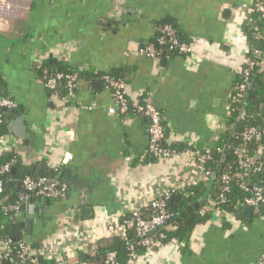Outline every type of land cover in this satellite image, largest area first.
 <instances>
[{
    "label": "crops",
    "instance_id": "obj_1",
    "mask_svg": "<svg viewBox=\"0 0 264 264\" xmlns=\"http://www.w3.org/2000/svg\"><path fill=\"white\" fill-rule=\"evenodd\" d=\"M254 2L25 0L0 12V96L16 103L10 121L21 118L27 135H8L20 160L16 174L60 170L67 187L66 199L50 205L25 198L13 237L39 245L77 231L87 241L108 237L113 220L139 212L179 178L199 174L190 152L207 148L227 116L237 72L248 60L242 23ZM162 29L178 31L191 52L157 60L141 54ZM44 61L50 76L63 67L83 72L70 95L46 87L37 72ZM104 76L120 78L130 100L153 104L168 145L181 148L180 155L149 161L147 119L109 114L113 96ZM227 220L224 226L214 212L183 248L165 243L132 264H256L264 252V217L252 210ZM70 253L73 261L83 255L74 245Z\"/></svg>",
    "mask_w": 264,
    "mask_h": 264
},
{
    "label": "trees",
    "instance_id": "obj_2",
    "mask_svg": "<svg viewBox=\"0 0 264 264\" xmlns=\"http://www.w3.org/2000/svg\"><path fill=\"white\" fill-rule=\"evenodd\" d=\"M242 31L246 33L248 41V60H254L263 64L262 68L255 69L249 76V81L244 93V97L239 103H231L229 101V113L221 122V125L216 133V139L209 143L207 149L212 152L209 160H202L195 162V168L198 169L201 174V178L198 179L195 184L187 188L175 189L168 200L166 201V212L169 214V221L173 216L179 212L191 206L196 201L200 200L204 192L208 188L211 176L215 173L213 180L212 190L209 194V200L218 201V197L222 194L224 201L217 202L213 207V210L217 211L224 223L227 226V219L233 217L235 219L243 218V211L245 209V199L252 195V189L260 187L264 189V16L259 13H252L242 23ZM160 37L158 33L157 39ZM164 43L159 44L157 39L151 42L154 48L159 52V58L168 56L171 54L187 55L180 53L178 50L170 49V43L172 40L178 42L187 43L186 39L181 38L179 32L176 30L166 31L162 35ZM51 64L44 61L37 68L39 75L44 76L46 80L50 77ZM52 72V71H51ZM56 73L62 75L74 74L77 77L83 75V72L77 69H69L63 67ZM112 78V77H111ZM120 80V78H113ZM241 83V78L237 75L234 87ZM249 84L251 87L249 88ZM65 90V83L59 82L57 90ZM233 93V92H232ZM138 104H147L143 100L139 99ZM244 112L240 118L241 113ZM3 122L0 123V138L2 136L10 135L8 130L9 121L13 118L14 110H2L0 112ZM161 114V113H160ZM123 117L138 116L136 112L131 108L126 114H122ZM162 119V118H161ZM237 128L232 137V142L229 145L226 152H224L227 141L230 137L231 129L234 125ZM162 125L164 127L163 121ZM249 127H255L258 130V135L248 144H246V152L248 156L252 158L253 164L250 168H239V158L234 154V148L242 144L241 133ZM166 136V129L164 127ZM165 145V141L160 143ZM170 146V145H169ZM172 147V146H170ZM175 151L181 152V148L177 149L172 147ZM262 152L258 153L259 150ZM225 155V160L222 161V156ZM149 161L155 162L156 158L149 156ZM16 167L20 169V160L18 152L13 151L11 153H0V180L3 184V189L0 191V244L4 240L13 241L12 247L13 254L15 255L17 249H15V243L19 240L28 242L24 238H15L11 234L17 230V223L12 216L11 212L5 210L19 206L21 203L20 197L24 194L22 189V180L26 176L35 177H48L51 179H57L64 183V175L60 170H50L45 167L40 168L37 175L33 174H15L11 176L10 171L1 172L3 166ZM219 168V169H218ZM17 171V170H16ZM205 172H210V176L204 177ZM223 174H229L233 178L228 185V191H223V183L221 176ZM236 174H241L240 178H237ZM18 181V183H16ZM245 185L248 191H244L241 186ZM202 206L193 208L191 211L179 216L168 228L162 227L157 229L149 239H156L159 246L165 243L175 242L178 247L183 248L186 246L197 227L207 223L212 217V210L206 211L204 214L200 213ZM154 210L150 205L142 208L138 212V216L133 214H125L120 218V222L123 223L127 220H136V218L142 220H149L153 217ZM257 217H264V208H260L256 213ZM160 235L162 237H160ZM142 238L136 235L134 225L125 228L124 237H108L97 241V248L94 251H87L79 256L77 261H73L75 264L80 263V258L85 259L86 264H104L105 257L108 253L114 252L116 254L117 264H129V260L134 256H142L146 253V248L141 245ZM32 244V243H31ZM40 245L32 244V247L39 249ZM37 264H53L48 260H44L42 256H39Z\"/></svg>",
    "mask_w": 264,
    "mask_h": 264
},
{
    "label": "built area",
    "instance_id": "obj_3",
    "mask_svg": "<svg viewBox=\"0 0 264 264\" xmlns=\"http://www.w3.org/2000/svg\"><path fill=\"white\" fill-rule=\"evenodd\" d=\"M25 0H0V12H5L6 14L11 13L13 9H19L20 4ZM249 14L259 13L264 16V0H255L254 4L248 9ZM169 30L162 29L159 31L160 37L157 39L159 44L164 43L162 35ZM170 49L178 50L180 53L188 54L191 52L190 46L187 43L178 42L172 40L170 43ZM141 54L151 58L153 60L159 59V52L154 48L153 44L147 45L145 48L141 49ZM263 64L254 60H247L246 64L237 72V75L241 78V83L233 88V93L230 95L227 102V112L229 113V101L231 103H239L244 97L246 87L249 81V76L252 71L258 68H262ZM77 80V76L74 74L62 75L60 73H55L51 75L46 81V87L50 91H55L59 82H64L66 87V92L70 95L73 91L74 84ZM104 82L112 90V101L113 106L109 108L108 113L111 115L116 114H126L132 108L134 112L139 116H142L148 121V148L147 153L149 156L156 158V160H168L177 157L181 153H177L172 147L167 143V138L165 136L164 127L162 125V119L160 112L151 104H138L130 100L125 95V84L121 80H115L109 76L103 77ZM16 103L8 97L0 96V112L2 110H15ZM3 122V118L0 114V123ZM258 135V130L255 127L246 128L242 133V144L234 148V154L239 158V168L243 170L244 168H250L253 164L252 158L248 156L246 152V144L251 142ZM8 138V139H7ZM8 136H2L0 138V153H11L15 151L11 141H9ZM165 141V145L160 143ZM261 150V149H260ZM262 152V150L260 151ZM258 151V153H260ZM212 152L205 148L201 152L197 150H192L190 152V165H194L195 162L202 160H209L211 158ZM12 168V167H11ZM10 167L3 166L1 172H8L11 170ZM237 178H240L241 174H236ZM210 176V172H205L204 177ZM202 176L199 173H194L187 180L184 178H179V182L169 185V187L163 192V194L150 202L151 208L154 210V215L149 220H142L136 218V220H127L123 223L120 222V218L113 220L109 225V236L108 237H124L125 228H129L134 225L136 235L142 238L141 245L146 248V253L150 250L159 247L156 239H149L146 234L151 230H154L162 226L165 222L169 220V214L166 212V201L170 197L171 193L177 188H187L200 179ZM233 177L229 174H223L221 180L223 183V191H228V185ZM241 188L246 192L248 191L245 185ZM3 189L2 181L0 180V191ZM22 189L24 194L21 195V202L27 197H40V198H51L54 200H65L67 197V187L65 183L57 179H51L48 177H35L26 176L22 180ZM224 198L222 194L218 197V201L209 200L205 201L200 210L201 214L206 211L212 210L216 212L213 207L217 202H223ZM245 206L252 208L253 212L256 214L259 212L260 208H264V189L261 187L253 188L252 195L245 199ZM19 206L11 207L6 212H11L12 216L16 221V216ZM133 216L137 217L138 212L132 213ZM69 214H66L68 219ZM63 223V222H62ZM68 225V221H67ZM65 235V234H64ZM64 238H49L44 240L40 244L39 249L32 247L29 242H24L19 240L15 243V249H17L15 255L13 254V247L11 240H4L0 244V264H37L39 256H42L44 260L53 262V264H75L72 262V257L70 250L72 245L74 248L78 247L79 252L94 251L97 248V241L100 239L108 237H100L95 240H86L85 235H82L80 231L73 233L69 236V239ZM160 237H162L160 235ZM135 257V256H134ZM129 260V264H132V259ZM79 264H86L85 261ZM104 264H117L116 254L110 252L106 255ZM256 264H264V252L261 254L258 262Z\"/></svg>",
    "mask_w": 264,
    "mask_h": 264
},
{
    "label": "water",
    "instance_id": "obj_4",
    "mask_svg": "<svg viewBox=\"0 0 264 264\" xmlns=\"http://www.w3.org/2000/svg\"><path fill=\"white\" fill-rule=\"evenodd\" d=\"M229 13H230L229 10H225V11H224V18L228 19L227 16L229 15ZM226 14H227V16H226ZM163 23L166 24V25H169V24H170V22H169L168 20H164ZM99 83H100V80H99V79L92 80V84H94V85H97V84H99ZM250 87H251V84H249V88H250ZM150 103H151V102H150ZM151 105L153 106V104H151ZM243 114H244V112L241 113L240 118L243 116ZM236 128H237V125L235 124V125L232 127V129H231L230 137H229V139H228V141H227V145L225 146L224 152L227 151L229 145L231 144V142H232V137H231V136L234 135V132H235ZM8 130H9L10 133H14L15 136H17L18 138L23 139V138H26V137H27V135H26V130H25V127L23 126V121H22L21 118H16V119L10 121L9 124H8ZM224 160H225V155L222 156V161H224ZM218 169H219V168H218ZM16 170H17L16 167H12V168H11V170H10V174H11L12 177L15 176V174H16ZM214 177H215V173L212 174L211 179H210V182H209V185H208V188L206 189V191L204 192V194H203V196L201 197L200 200L196 201V202L193 203L191 206H188L186 209H184L183 211H181V212H179L178 214H176L175 216H173V218H172L171 221H169V222L167 221V222H165L162 226H160V227H158V228H156V229H154V230H151L150 232H148V233L146 234V236L149 237V236H151V235H152L157 229L162 228V227H166V226H168V225H171V224L173 223L174 220H176L177 218H179V216L185 214V213L188 212V211H191L193 208H196V207H198V206H202V205H204V204H205V201L208 199L209 194H210V192H211V190H212ZM16 183H18V181H16ZM84 184L86 185V182H84ZM260 187H261V186H260ZM36 200L39 201V204H38V205H40V204H42V203H43V204H46V205H50V204H52V203L55 201L54 199H51V198H39V199L31 198V199L29 200V202L34 203ZM36 204H37V203H36ZM24 205H28V202H27L26 204H24ZM34 206H35V205H34ZM23 207H24V206H22L21 209H23ZM244 211H245V213L250 214V213L252 212V208L249 207V206H247V207H245ZM14 215H16V214L14 213ZM20 226H22V225H20ZM27 229H28V233H31V229H32V221H31V220L28 222ZM13 235L16 236L17 234H13V233H12L11 236H13Z\"/></svg>",
    "mask_w": 264,
    "mask_h": 264
}]
</instances>
